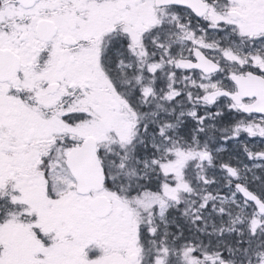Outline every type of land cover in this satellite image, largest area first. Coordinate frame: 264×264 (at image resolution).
I'll return each instance as SVG.
<instances>
[{"label":"snow or ice","instance_id":"1","mask_svg":"<svg viewBox=\"0 0 264 264\" xmlns=\"http://www.w3.org/2000/svg\"><path fill=\"white\" fill-rule=\"evenodd\" d=\"M0 264H264V0H0Z\"/></svg>","mask_w":264,"mask_h":264}]
</instances>
